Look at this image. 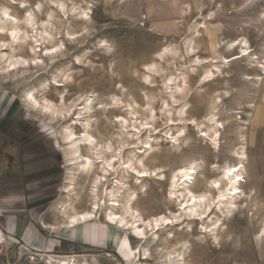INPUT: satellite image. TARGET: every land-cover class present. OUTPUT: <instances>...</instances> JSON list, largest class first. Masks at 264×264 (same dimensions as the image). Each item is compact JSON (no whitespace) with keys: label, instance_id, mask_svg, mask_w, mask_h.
Wrapping results in <instances>:
<instances>
[{"label":"rangeland","instance_id":"rangeland-1","mask_svg":"<svg viewBox=\"0 0 264 264\" xmlns=\"http://www.w3.org/2000/svg\"><path fill=\"white\" fill-rule=\"evenodd\" d=\"M1 6L8 7L9 15L14 17L22 29L21 34L26 37L2 53L26 58L31 67L7 74L0 71V97L16 99L31 110L24 96L31 88H35L39 97L44 93L41 91L48 88L45 96L54 102L61 91L67 90L68 107H78L81 98L91 93L100 94L103 100L115 95L120 99L119 109L98 112L94 118L92 133L98 142H109L122 150L125 160L131 157L132 151H148L147 142L153 147L154 159L143 153L138 155L130 173L121 172L110 177L109 182L111 185L122 181L125 190L134 195L133 216L145 221V225L140 222L139 226L148 232L149 238L139 243L128 231L111 225L113 239L122 241L120 249L103 250L106 252L89 257L92 264H142L140 254L133 262L132 252L144 250L148 251L146 264H165L166 252L176 242L187 245L183 264H264V246L257 240L264 220V81L260 82L257 77L264 68V19L261 15L264 0H0ZM25 11L32 12L39 33L48 29L51 44L42 42L40 47L36 46L33 37L36 33L24 24ZM84 11L89 14L86 25L80 20L86 18L81 16ZM241 37L248 40L249 57L232 62L229 68L218 59L225 75L210 85L196 84L209 69L210 59L240 52L221 51L218 41ZM2 42L9 44L8 37L0 36V51ZM33 45L36 53L31 50ZM57 45L55 55L45 53V47ZM188 46L195 48L193 56L187 54ZM167 47L169 50L165 51ZM34 57H37L36 64L32 62ZM198 57L205 61L197 66L191 61ZM248 59L255 61L254 64L261 63V67H251L246 62ZM193 68L195 75H189ZM171 77H177V81L168 83ZM182 77L187 78V85L181 84ZM66 80L68 82L62 83ZM56 81L65 87H57ZM179 84L181 88L177 87ZM34 111L43 120L41 129L44 131L34 144L43 148L40 153L45 156L52 152L60 154L61 190L52 207L56 208L64 199L67 177L60 131L63 126H71L70 121L76 116L74 112L64 113L58 125H51L43 113ZM211 113L224 124L218 151L212 148L211 133L206 127ZM117 116L127 118V128L119 126ZM227 117L231 120L226 121ZM72 126L80 133L79 126ZM179 129L184 130L181 135H178ZM239 129L246 135L247 147V181L243 189L246 194L253 191L250 200L257 207L252 203L248 209L241 208L237 216L224 221L225 229L218 228L215 234L202 231L203 223L209 226L214 220L211 213L188 227L179 201L169 194V178L189 159H197L199 169L194 189L207 190V181L219 177L216 166L232 162L230 151L238 144ZM143 168L156 173L137 180L135 169ZM95 175H101L99 163ZM83 180L79 175L78 189ZM90 185L91 180L76 203L77 212L89 208ZM57 215L66 220L59 211ZM134 217L128 220L132 222ZM157 217H168L169 227L151 231L150 221ZM94 221L107 224L101 218Z\"/></svg>","mask_w":264,"mask_h":264},{"label":"bare ground","instance_id":"bare-ground-1","mask_svg":"<svg viewBox=\"0 0 264 264\" xmlns=\"http://www.w3.org/2000/svg\"><path fill=\"white\" fill-rule=\"evenodd\" d=\"M7 8L4 6L0 7V14L2 15L1 17H3L0 20V36H6L9 40V44L2 42V50L0 51V71L2 74L17 72L20 69H27L31 67L29 60L26 58L19 57L14 53L11 55H9V53H2V51H7V48L18 45L22 41L26 40L25 35L21 34L22 29L17 23H15L16 20L14 17L9 15ZM25 13L27 14L28 12L25 11ZM26 14L24 15V24L26 27L32 28V32L36 33V35L33 36L35 44H37L36 46L40 47L42 42L45 45L46 43L51 44L52 41L50 40L48 34L49 31H47L48 29L39 33V31L36 30L37 23L33 18L34 16L32 12H29L27 15ZM261 15L264 19V12ZM81 16L86 17L85 19L83 17V19H80L82 22L85 21L83 22V25H86L88 23L87 21H89L87 20L89 19V14L87 11H84L81 13ZM6 23H8V25ZM199 33L200 31H198V36L200 37ZM248 45V40L243 37L234 40H219L218 47L221 51H227L229 54L233 53L235 50H240V52L238 51L236 54H231L229 57L220 55L210 59V61L207 60L209 63V69L206 73L201 75L199 79H197L196 84L199 83L204 86L210 82L216 81L217 79L219 81V77L222 76L224 72L222 71V66L219 65V61L217 60L222 59L223 63L227 64V66L225 65V68H229V64L232 62L245 60V57H249L251 52L249 51V47H247ZM34 46L35 45L31 47V50L36 53ZM57 48L58 45L45 47V53L50 56L55 55L54 53ZM188 48L189 50L187 51V54L191 56L195 48L191 46H188ZM166 50H169V48H165V51ZM203 61L205 60H201L200 57H198L196 59L193 58L191 62L197 65ZM32 62L36 64L37 57H34ZM246 62L253 68L261 67V63L254 64L255 61L253 62L249 59ZM194 68L188 72L189 75H195L196 71ZM148 69L151 70L150 66H148ZM262 70L263 73L257 75L260 82L264 81V68H262ZM243 75L246 76L248 74L244 73ZM146 78L148 79V77ZM175 81H177V77H171L168 79V83L170 84ZM66 82H68V80L62 81V83ZM62 83L56 81V86H64ZM181 84H188L186 77H182ZM181 84L177 87L181 88ZM47 90L48 88H44V90L41 91L44 93H42L39 97L36 94L35 88H31L29 90L27 89L24 95L26 96V103H28L32 109L43 113L45 118L50 121L51 125H58L61 122L59 118L63 117L64 113L70 114L74 112V116L76 117H74L70 122H72V125H76L81 128L80 133H77L72 128V125H66L63 126L60 131V138L64 144L63 154H65V162L67 164V177L63 188L64 199L58 203L56 208L60 212L61 217L66 219L65 228H76L81 224H87L101 218L106 223L114 226V228L128 231L134 236V238L139 239V243L146 242L147 238H149L147 236L148 232L145 233L141 230V226H139L140 222H143L144 225L146 223L140 217L137 218L133 216L132 211L133 202L135 200L133 198L134 195L125 190V183L122 181H116V184L113 181L114 183L111 185H109V182L110 177L121 172L130 173L133 168L134 160L137 157H140L142 153L143 155H149L151 159H154L156 156L152 152V145L147 142L150 148L148 151H132L131 157L125 160L122 156V150L114 148V146L109 142L107 144H100L98 142L96 136L92 133V129L96 121L94 118L98 112L119 109L120 99H118L115 95L108 96L106 100H103V96L100 94L91 93V95H86L81 98L82 102L78 105V107H76V105L68 107L66 104L68 96L67 90L59 93L57 102H54L45 96V92ZM190 92L191 90L187 92V96ZM219 99L221 100V98ZM211 116L212 117L208 120L206 127L211 133L209 141H211L210 143L213 145L212 148L214 147L213 149L218 151L220 148V141L222 139L221 130L224 128V124L216 120L215 114L211 113ZM229 120H231V117H227L226 121ZM116 122L121 128H127L128 121L125 116H117ZM183 131V129H179L178 135H181ZM133 136H135V134ZM245 138L246 135L244 131L240 130L238 132V144L230 151L233 157V160L231 159L232 162L226 161L224 165L216 166V172L218 171L219 177L217 179H210L207 181V190L195 191L194 189L197 183L196 180L199 169L196 161L197 159L194 160L191 158L186 165L175 170L178 171L177 173H174L173 171L172 177H170L168 181L170 188L169 194L174 195L176 201H179L180 211L183 212L186 221L189 222L188 227L195 222H199V219L202 221L208 214L211 213L210 216H214V220L212 219L213 221L209 226L205 225L206 222L203 223L202 231H205L206 234H215V232L218 231V228L221 231L225 229L227 224L224 221L237 216L240 213L241 208L248 209L250 204L253 203V201L250 200L251 194L253 195V191H251L250 194H246L243 189V185L246 184L247 181L245 177V172L247 170L245 165V160L247 158ZM172 139L175 141L178 140L175 136H172ZM103 153L107 154V156H103ZM97 163H99V168L101 169L100 176L95 175ZM135 170L138 173V177L136 178L137 180L143 179L145 175L148 176L156 173V171L149 172L146 168H143L142 170ZM79 175L84 179L83 184L79 185L80 189H78L77 182ZM90 180L92 181V185H90L92 199L89 208L87 210H83L82 212H77L76 203L81 199L82 193L86 191V187ZM122 197H124L123 201L120 200ZM252 206L257 207V204L253 203ZM210 216H208V219H211ZM129 217H134L132 222L128 220ZM152 222L155 223V227ZM150 223V227H152L150 230L155 231L160 228L169 227L170 219L168 217H157L150 221ZM131 226H133V228ZM228 233H230V231L227 232V234ZM257 240L259 245L264 246V220L258 232ZM179 245L181 246V249H178ZM186 246V243L183 242L174 243L170 247L171 249L166 252L165 264H176L178 262V264H183L182 262L186 254L184 249ZM138 247L139 245L134 249H137ZM139 254L141 256L139 261H143L142 264H146L148 260L147 250L140 253L136 251L135 254L132 252V255L135 257L133 262L138 260ZM89 257L95 258L96 256L80 255L56 257L51 254L49 264H92L88 259Z\"/></svg>","mask_w":264,"mask_h":264},{"label":"crops","instance_id":"crops-1","mask_svg":"<svg viewBox=\"0 0 264 264\" xmlns=\"http://www.w3.org/2000/svg\"><path fill=\"white\" fill-rule=\"evenodd\" d=\"M42 127L34 110L0 97V231L7 237L0 258L5 262L18 252L80 256L119 250L122 241L113 239L110 224L65 228L66 220L52 208L61 190L62 163L58 152L45 156L34 144Z\"/></svg>","mask_w":264,"mask_h":264},{"label":"built area","instance_id":"built-area-1","mask_svg":"<svg viewBox=\"0 0 264 264\" xmlns=\"http://www.w3.org/2000/svg\"><path fill=\"white\" fill-rule=\"evenodd\" d=\"M0 256H2L3 248L7 244V237L2 231H0ZM9 236H13V232L10 230L8 232ZM50 255L39 254V253H28V254H21L18 252L13 257H7V260L3 262L0 260V264H49ZM56 256V255H53ZM58 257V256H56Z\"/></svg>","mask_w":264,"mask_h":264}]
</instances>
